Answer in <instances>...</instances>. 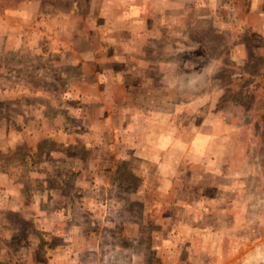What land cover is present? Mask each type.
Returning a JSON list of instances; mask_svg holds the SVG:
<instances>
[{
	"label": "rangeland",
	"instance_id": "374dc122",
	"mask_svg": "<svg viewBox=\"0 0 264 264\" xmlns=\"http://www.w3.org/2000/svg\"><path fill=\"white\" fill-rule=\"evenodd\" d=\"M264 0H0V264H264Z\"/></svg>",
	"mask_w": 264,
	"mask_h": 264
},
{
	"label": "trees",
	"instance_id": "16d2710c",
	"mask_svg": "<svg viewBox=\"0 0 264 264\" xmlns=\"http://www.w3.org/2000/svg\"><path fill=\"white\" fill-rule=\"evenodd\" d=\"M263 101V103H264V100H262Z\"/></svg>",
	"mask_w": 264,
	"mask_h": 264
}]
</instances>
